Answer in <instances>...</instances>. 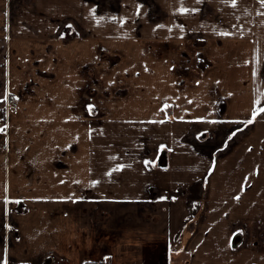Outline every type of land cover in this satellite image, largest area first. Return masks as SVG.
I'll use <instances>...</instances> for the list:
<instances>
[{
	"label": "crops",
	"instance_id": "1",
	"mask_svg": "<svg viewBox=\"0 0 264 264\" xmlns=\"http://www.w3.org/2000/svg\"><path fill=\"white\" fill-rule=\"evenodd\" d=\"M4 2L0 152L10 136L13 155L0 153V264H264L260 0H194V16L185 15V23L212 25L207 38L197 41L214 49V68L181 88L162 82L153 101L146 88L135 113L113 114L120 119L112 124L119 143L107 153L99 140L106 126L85 122L90 116H76L67 107L36 116L37 102L21 98L13 111L5 110L7 95L21 94L24 74L11 58L24 48L7 39ZM207 7L219 17L197 21ZM221 22L228 27L220 28ZM244 120L256 127L235 143L232 135L223 144L204 146L190 135L198 128L199 135L209 133L206 125L213 121ZM74 122H81L78 133ZM126 129L129 138L121 140Z\"/></svg>",
	"mask_w": 264,
	"mask_h": 264
},
{
	"label": "rangeland",
	"instance_id": "2",
	"mask_svg": "<svg viewBox=\"0 0 264 264\" xmlns=\"http://www.w3.org/2000/svg\"><path fill=\"white\" fill-rule=\"evenodd\" d=\"M5 1L2 12L9 22L7 39H17L24 48L22 55L11 58V63L21 67L24 74L21 94L7 95L5 110L13 111L21 98L37 102L36 111L41 113L36 116H54L64 107L76 116H90L84 121L106 126L105 137H99L106 153L119 143L118 136H114L119 131L112 124L120 119L113 118V114L130 116L136 111V102L143 101L146 88H151L153 101L162 82L181 88L214 68L209 55L214 49H209L207 41H197L207 38L212 25L185 23L189 20L185 15L194 16V0ZM185 8L188 11H182ZM198 14L197 21L219 17L208 7ZM223 24L220 28L228 27ZM132 92L135 94L131 97ZM17 123L18 128L24 127L22 122ZM23 123L30 124V120ZM80 123H73V132L80 131ZM136 125L144 128L141 122ZM206 127L209 133L199 135L198 128L190 135L204 146H215L229 141L233 133L231 141L235 143L242 132L256 126L247 125L244 120L231 125L213 121ZM156 130L158 135L159 127ZM120 135L121 140H127L129 131L121 130ZM144 136L140 137L142 141ZM10 138L9 147L0 152L6 158L13 155ZM152 144L159 145L155 141ZM78 148L73 145V151ZM58 155L63 156L64 152Z\"/></svg>",
	"mask_w": 264,
	"mask_h": 264
},
{
	"label": "snow or ice",
	"instance_id": "3",
	"mask_svg": "<svg viewBox=\"0 0 264 264\" xmlns=\"http://www.w3.org/2000/svg\"><path fill=\"white\" fill-rule=\"evenodd\" d=\"M197 2H200V0H197ZM237 3V0H232V4L233 5H235ZM260 3L262 4V5H264V0H260ZM182 11H188V9H182ZM227 33H225V35H226ZM91 110V109H90ZM259 112H264V108H260L259 110H258ZM257 115V112L256 111H254L253 112V118H255V116ZM247 123H252V120H248L247 121ZM0 131H3V129H0ZM233 135H235V133H233ZM146 164L148 163L147 161L145 162ZM115 170H118V169H114V171ZM93 183H95V182H93ZM237 199H239V197H237Z\"/></svg>",
	"mask_w": 264,
	"mask_h": 264
},
{
	"label": "built area",
	"instance_id": "4",
	"mask_svg": "<svg viewBox=\"0 0 264 264\" xmlns=\"http://www.w3.org/2000/svg\"><path fill=\"white\" fill-rule=\"evenodd\" d=\"M13 105V104H12Z\"/></svg>",
	"mask_w": 264,
	"mask_h": 264
}]
</instances>
